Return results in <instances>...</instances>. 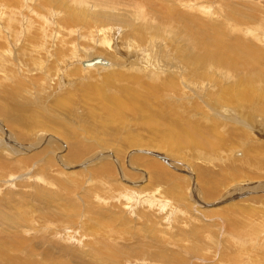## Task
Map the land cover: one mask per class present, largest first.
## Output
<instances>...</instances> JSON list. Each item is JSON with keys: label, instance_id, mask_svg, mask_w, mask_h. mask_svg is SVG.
Masks as SVG:
<instances>
[{"label": "rangeland", "instance_id": "374dc122", "mask_svg": "<svg viewBox=\"0 0 264 264\" xmlns=\"http://www.w3.org/2000/svg\"><path fill=\"white\" fill-rule=\"evenodd\" d=\"M203 1L206 0H0V108H3L0 115V251L4 252L0 253V264H220L218 255L212 248H217L218 252L223 245L224 235L232 238L233 232L228 231V228L234 222L227 218L226 224L223 219L226 215H221L220 218L214 208L221 205L224 195L229 194L227 189L246 179V195L236 199L247 200L251 196L257 200L255 209H262L259 198L264 195V113L259 115L262 121L257 130L254 127H242V123L235 119L222 116L223 103L218 95L219 92L226 91L225 86L230 84L234 89L245 86L242 90L248 92L254 88L256 91H263L264 62L260 63L263 66L256 64L258 68H254L253 63L246 65L242 64L245 61L238 62L237 68L241 71L239 70V74L235 71L231 76L239 75L237 79L240 84L235 82L237 79L234 77L226 75L221 78V74L214 72V68L209 69L211 73L205 82L194 81L203 86L200 89L185 88L181 81L177 82V87H164L163 75H152L155 63L149 58L151 54L155 59L163 60L159 56L165 50L171 53L169 57L172 55V58L170 57L168 64L160 62L164 76L168 77L169 72L172 78L176 77L175 80L181 79L184 74L192 79L194 71L186 54L182 52L183 41L178 34L182 31L194 34L193 37L210 46L207 39L200 40L202 37L197 35L201 33L198 26L203 21L201 19L206 17L205 14L213 12L212 16H216L220 11L215 8L214 3L221 5L222 12L228 18L234 16L233 9L250 12L248 5L255 9L261 8L260 5L253 4L254 0H210L211 6L207 5V10H203ZM261 1L264 9V0ZM68 2L70 8L67 6ZM198 2L202 3L201 9L195 7ZM166 4L180 10L173 9L169 12ZM82 9L91 17L88 23L84 21ZM69 10H72V14L76 12L80 20L74 17L77 22H70L67 19L72 15L67 12ZM140 10L145 14L143 18L139 14ZM179 11H186L195 22L185 18ZM136 14L144 21L166 20L159 25L165 26L164 36L158 38L163 42L162 47H149L152 44L150 41L140 43L141 40L135 39L134 34L140 24L134 17ZM218 17L222 19V16ZM229 24L224 22L218 25L229 37L228 45L240 35L245 40L248 39L245 33L231 34L230 28L227 29ZM157 25L152 26V29ZM255 27L263 31L264 37V28L257 25ZM208 31L210 33L211 28ZM242 31L248 33L244 27ZM259 37L261 36L258 34L255 38L260 39ZM236 42L241 46V53L246 55L243 41ZM256 43L260 47L264 46ZM141 49H147L145 52L143 50V55L139 52ZM107 52L109 56H106ZM248 55L245 59L255 60L252 56L250 58L252 54ZM95 57L105 58L110 65L83 64ZM177 60L179 61L175 62ZM261 61L264 59H260ZM155 67L158 69V66ZM150 71H153L152 74ZM116 72L124 74V77L116 78ZM243 73L245 75L241 77ZM146 74H151L152 80ZM133 76H141V80L148 83L151 81L152 86L159 88L160 96L153 98L156 106L153 103L145 106L147 116L130 107H125L122 113L116 111L114 114V102L100 99L107 89L109 91L106 94L112 95L118 93V89H123L124 85H133L130 78ZM153 81L160 83L159 85L162 83L163 86ZM3 85L5 92L1 89ZM68 93L71 98L66 107L61 105L62 108L65 107L62 109L56 102L63 94ZM106 94L104 95L107 96ZM245 107L246 110L242 112L239 109L236 113L242 112L243 118L249 121L250 112L246 111L250 106ZM8 108L10 110L7 113ZM148 110L164 111L167 119L159 112L155 120L147 122L142 117L152 116ZM170 111L173 112L172 116H176V121L180 119L181 127L189 129L188 133L180 131L178 125L171 135L162 136L170 131L171 119H174L168 115ZM92 117L96 120L91 121ZM222 120L233 126H240L246 132L234 130L224 125ZM212 123L219 126L221 142H218V132L212 130ZM64 126L73 128L83 144L97 150L102 146L106 147L112 153H117V158L105 159L96 149L91 152L87 150L76 162L77 166L70 167L69 164L76 158L72 156L71 150L72 143L75 142L69 140L71 136L63 135ZM96 135H100L98 139ZM128 149L132 154L129 155L135 160L131 165L128 158H123V153L128 152ZM93 152H97L100 157L88 160L94 158ZM201 153L206 155L208 161L200 158ZM250 157H254L251 163L248 160ZM85 158L88 159L84 160ZM151 160L162 164L166 170V178L161 180L152 172L149 179V174L141 172L140 169H144L141 165L150 163ZM107 161L115 166L110 163L111 168L104 170L100 166ZM222 166L226 168L222 169ZM237 173L245 177L236 179ZM130 174L132 179L129 182L125 177ZM206 176H210L212 181ZM212 184L216 188L219 186V190ZM124 185L132 187L126 195L123 193L128 189H120ZM208 186L215 188L217 193L211 199L205 197V201L203 193ZM195 198H199L204 207L199 202H194ZM90 203L96 204V208H92ZM262 203L264 204V200ZM201 210H206V213L203 214ZM254 211L257 215L258 210ZM202 214L209 215L208 219ZM263 236L264 223L257 241L262 247ZM105 247L110 248L111 252L106 251ZM195 249L200 253L196 254ZM248 251L239 252L244 257L238 253L239 262L236 264H255ZM7 255L16 257L17 263ZM246 258H250L249 261ZM223 262L228 264L227 259Z\"/></svg>", "mask_w": 264, "mask_h": 264}, {"label": "bare ground", "instance_id": "6f19581e", "mask_svg": "<svg viewBox=\"0 0 264 264\" xmlns=\"http://www.w3.org/2000/svg\"><path fill=\"white\" fill-rule=\"evenodd\" d=\"M94 1V0H93ZM247 1V0H246ZM250 1V0H249ZM248 1V2H249ZM171 2V1H170ZM201 2V1H200ZM204 3V5H203V7H202V9L203 10H207V5H209V2H210V0H206V1H203ZM253 2V4H256V5H260L261 6V8H259L258 7V9H255V7L254 6H252V5H248L249 7H250V12H248V11H242L241 12V10H238V11H236L235 9H233L234 10V12L232 13L234 16L233 17H227L223 12H222V10H223V8H222V10H221V5L220 4H213L214 6H215V8H217V9H219L220 11L216 14V16H212L213 15V12L212 13H210V12H208L207 14H205V16L206 17H203L201 20H203V21H201L200 23H199V26H198V29L201 31V33L200 34H198L197 36H199V37H202V38H200V40L201 39H203V41L204 40H206L207 39V41H209V43H210V46H212V47H210L209 46V44H207V43H204V42H201V41H199L196 37H193V36H195L194 34H190V33H187V34H185L183 31L181 32V34L179 35L178 34V36H180V38H181V40L183 41V48H182V52L184 53V54H186L185 55V57H186V59H187V61L189 62V65H190V67L191 68H193V70L192 71H194V74H193V78L192 79H189L188 78V76H186L185 74L183 75V79L181 78H179V79H177V80H175V78L176 77H174V78H172V75H171V73H167V75H168V77H166V76H164V74H163V72H162V70H161V64H160V62H162V63H164V64H168V61L172 58L171 56V58L169 57V55L171 54V53H169V52H166L165 50H164V52L162 53V54H160V58H162L163 60H160L159 61V58L158 59H155L154 57H153V55H149V58L151 59V61L152 62H154L155 63V65H154V67H152V69L154 68L155 69V71H154V73L152 74V72L153 71H150V73L154 76L155 75V77L156 76H158V77H160V76H162L163 75V78H162V82H163V84H164V87H177V85H178V83L177 82H179V81H181V83L183 84V86L185 87V88H200V89H203V86H201V85H198V84H196V83H194V81L195 80H198V81H201V80H203L204 82H205V80L207 79V76H208V74H210L211 73V71H209V69L211 70L212 68H214L215 70H214V72H218L219 73V75L221 74V76H219V77H221V78H223V76H228V77H234L235 78V80L239 77V75H237V74H239V72L241 71L240 69V71L238 70V68H237V63L238 62H240L241 63V61H245L244 63L242 62V64H246V65H248V64H252L253 63V67L254 68H256L258 65H256V64H260V63H262V62H264V61H261L260 62V59L262 60V59H264V50H263V48L262 47H264V46H259V44H257L256 42H259V43H262L263 45H264V37H263V31L262 30H258V29H256L257 27H255V25H257V26H262L263 28H264V9H262L263 8V6H262V1L261 0H254V1H252ZM94 3V2H93ZM73 4V3H72ZM190 5H192V4H190ZM246 5V4H245ZM68 7H69V2H68V5H67ZM166 6H167V9H168V11L169 12H172L173 11V9L174 10H180V9H177V8H175V6H171L170 4H166ZM201 6H202V3H199L198 2V4H195V7H197V8H200L201 9ZM205 6V7H204ZM209 6H211V5H209ZM70 8V7H69ZM211 8V7H210ZM84 10H86V8L84 9ZM83 9H82V11H84ZM233 10H231V11H233ZM87 11V10H86ZM211 11V10H210ZM230 11V12H231ZM3 12V11H2ZM68 13H70V14H72L71 12H72V10H69V11H67ZM134 12V11H133ZM136 12V11H135ZM175 12V11H174ZM180 13H181V15H183V16H185V18H189V19H191V20H193L194 18L193 17H190L189 16V14L186 12V11H184V12H182V11H179ZM227 14H231V13H228V11H225ZM81 13V12H80ZM84 14L86 13L85 11L83 12ZM92 13V12H91ZM148 13V12H147ZM164 13V12H163ZM210 13V14H209ZM139 14H140V16L143 18L144 16H145V14L143 13V11L142 10H140L139 11ZM195 14H197L196 12H195ZM116 15V14H115ZM133 15V14H132ZM148 15V14H147ZM149 15H150V13H149ZM148 15V16H149ZM198 15V14H197ZM114 16V15H113ZM218 16H222V19H219V17ZM66 17V16H65ZM74 17H77V19H79L80 20V18H79V15L76 13V12H74L72 15H70V16H68V20L71 22L72 20H73V22H77V20L74 18ZM110 18H111V16H109ZM108 17V19H110ZM118 17V16H117ZM122 17V16H121ZM134 17H135V19L137 20V21H140V24L137 26L138 28H137V31H136V33L134 34V36H135V39H139V40H141V42L140 43H144V42H147V40L148 41H150L152 44H149L148 46L149 47H153L154 45H158L159 47H162V45H163V42H161V41H159L158 40V38H160V37H163L164 36V31H163V28L165 27V26H159L160 24H162V23H164L166 20H161V21H153V20H149V21H144V20H142V19H140L139 17H138V15L136 14V15H134ZM90 15H84V21H85V23H88L89 21H90ZM93 19V18H92ZM107 19V20H108ZM165 19V18H164ZM112 20V19H111ZM110 20V21H111ZM83 21V20H82ZM65 22V21H64ZM101 22V21H100ZM193 22H195V20H193ZM224 22H229L230 24L227 26V29L229 30V28H230V30L232 31V33L231 34H233V33H235V32H238V34H247L248 36H247V40H245L246 38L244 37V38H242L243 37V35H240V36H242V37H236L235 39H234V45H233V43H231V44H229L228 45V43H230L229 42V40H228V36L226 35V33L224 32V30L220 27V26H218V25H220V24H223ZM69 22L67 21V24H68ZM108 23V22H107ZM106 23V24H107ZM109 24V23H108ZM155 24H158L156 27H154V29H152V26H154ZM252 24V25H251ZM70 24H68V26H69ZM81 25V24H80ZM131 25H134V24H131ZM254 25V26H253ZM67 26V25H66ZM68 26H67V28H68ZM76 26H78V25H76ZM193 26H194V24H193ZM192 26V27H193ZM242 27H244V28H246L247 30H248V33H246V32H243L242 31ZM61 28V27H60ZM75 28V27H74ZM188 28L190 29V27L188 26ZM205 28V29H204ZM208 28H211V31H210V33H209V31H208ZM260 28V27H259ZM68 30V29H67ZM71 30V29H70ZM75 30V29H74ZM152 30H154V31H152ZM245 30V29H244ZM67 33H69V32H67ZM174 33V32H173ZM194 33V32H193ZM170 34V33H169ZM259 34V36H261V37H259L260 39H257V38H255L257 35ZM166 35V34H165ZM111 36V35H110ZM173 36H175V35H173ZM151 37H153L154 39L152 40V38ZM176 37V36H175ZM232 38H233V36H231ZM250 37V38H249ZM262 37H263V39H262ZM166 38V37H165ZM178 38V37H177ZM205 38V39H204ZM238 38H241L240 40L241 41H243L242 43H243V46L245 47V49H246V55L245 54H243V53H241V48L239 49V47H241L239 44H237V43H239V42H236V40L237 41H240ZM253 38L254 39H256V40H258V41H255V40H253ZM134 39V38H133ZM67 40V39H66ZM129 40H131V39H129ZM167 41V40H166ZM173 41V40H172ZM171 41V42H172ZM233 41V40H232ZM254 43H253V42ZM134 42V41H133ZM138 42V41H137ZM73 43V42H72ZM139 43V44H140ZM174 43V42H173ZM133 44V43H132ZM138 44V43H137ZM72 45V44H71ZM169 45V44H168ZM239 45V46H238ZM73 46V45H72ZM141 46H143V44H141ZM109 47V46H108ZM107 47V48H108ZM164 47L166 48V46L164 45ZM169 47H171V46H169ZM172 48V47H171ZM214 48H215V50H214ZM262 48V49H261ZM1 49V48H0ZM65 49V48H64ZM106 49V48H105ZM2 50V49H1ZM0 50V51H1ZM134 50H135V48H134ZM143 50H144V52L147 50V49H141L140 51L139 50H137V51H139V52H142V54L141 55H143ZM136 51V52H137ZM138 52V53H139ZM248 52V53H247ZM173 53V52H172ZM175 54V53H174ZM180 54V53H179ZM248 54H252V55H250V58H251V56H252V58H254L255 60H247V59H245L246 58V56L248 55ZM177 55V54H176ZM106 56H109V53L107 52L106 53ZM112 56V55H111ZM110 56V57H111ZM178 56V55H177ZM179 56H181V55H179ZM183 56V55H182ZM181 56V57H182ZM256 56H258L257 58H256ZM137 57V56H136ZM248 57H249V55H248ZM251 58V59H252ZM259 58V59H258ZM257 59V60H256ZM183 60H184V58H183ZM247 60V61H246ZM156 61H158L157 63H156ZM179 60H177V61H175V62H178ZM186 61V60H185ZM85 66H92V65H94V64H101V65H104V66H108V65H110V62L108 61V60H106L105 58H103V57H95V58H93V59H91L90 61H85L84 63H83ZM175 64V63H174ZM173 64V65H174ZM242 64H240L242 67L243 66H245V65H242ZM260 65H262V64H260ZM40 66V65H39ZM153 66V65H152ZM155 66H158V69L155 67ZM167 66V65H166ZM182 66V65H181ZM239 66V65H238ZM263 66V65H262ZM42 67V66H41ZM53 67V66H52ZM164 67V66H163ZM246 67V66H245ZM252 67V66H251ZM168 68V67H167ZM190 68V69H191ZM240 68V67H239ZM247 68H249V67H247ZM246 68V69H247ZM258 68V67H257ZM52 69V68H51ZM70 69V68H69ZM78 70H80V68H77ZM76 69V70H77ZM172 69H174V68H172ZM186 70V69H185ZM197 70H201V71H197ZM192 71H191V73H192ZM236 71V75L237 76H231L232 75V73L233 72H235ZM250 71V70H249ZM149 72V71H148ZM172 72H175L176 73V71H172ZM223 72H225V75H224V73ZM243 72H244V69H243ZM124 73V72H123ZM126 73V72H125ZM165 73V72H164ZM242 73V72H241ZM246 73V72H245ZM247 73H248V71H247ZM151 74H146V75H148V77L150 76H152ZM160 76H159V75ZM235 74V73H234ZM233 74V75H234ZM254 74V73H253ZM142 75V74H141ZM144 75V74H143ZM203 75H206L205 77L203 76ZM243 75H245L244 73L241 75V77L243 76ZM255 75H256V73H255ZM257 75H259L260 76V74H257ZM131 76V75H130ZM152 76V77H153ZM248 76H250L249 74H248ZM115 77L116 78H123L124 77V74H122V73H119V72H116V75H115ZM150 77L148 78V79H150ZM152 77H151V80H152ZM185 77H187V78H185ZM240 77V78H241ZM257 77V76H256ZM130 78H132L131 79V83L133 84V85H124V87H123V89H121V90H119L118 89V93H115V94H112V95H108V94H106L109 90L107 89L106 90V92L104 93V94H106L107 96H105L104 94H103V96L101 97V99H100V101H104V102H114V104H113V107H112V109H116L115 111L113 110V112H114V114H116V111L118 112V113H122V111H123V109L125 108V107H130V108H132V110H137L138 112H141L144 116H147V109H146V107L145 106H147L148 104H155L154 102L155 101H153V98H155V97H157V96H160V94H161V91H159L157 88H155L154 86H152L153 85V83L150 81L149 83L147 82V81H145L144 79L143 80H141L140 78H141V76H133V77H130ZM185 78V79H184ZM225 78H227V77H225ZM225 78H224V81H226L225 80ZM239 78V79H240ZM246 78V77H245ZM258 78V77H257ZM230 79V81H231V78H228V80ZM250 79V78H249ZM253 79V78H252ZM189 80H191V81H189ZM227 80V82H229ZM233 80V79H232ZM242 80H244L243 78H242ZM261 80V79H260ZM144 81V82H143ZM157 81H158V79H157ZM247 81V80H246ZM153 82H155L156 83V81H153ZM160 82V81H159ZM231 82H233V81H231ZM231 82H229V83H231ZM236 83L238 82L239 83V81H238V79H237V81H235ZM261 82H263V81H261ZM151 83V84H150ZM228 83V84H229ZM236 83H233V84H236ZM111 84H113V81H111ZM146 84H149L148 86H145ZM156 84H158V83H156ZM156 84H154V85H156ZM160 84V83H159ZM158 84V85H159ZM240 84V83H239ZM242 84H243V82H242ZM248 84V83H247ZM107 85H110V83L108 84L107 83ZM140 85V86H139ZM161 85H162V83H161ZM161 85H159V86H161ZM232 84H230V85H226L225 86V84H224V86H225V88H226V91H224V92H219V95H218V98H219V100L223 103V106H222V110L221 111H223L222 112V116L223 117H226V118H230V119H235L237 122H240V123H242V127H245V128H252V127H254L256 130L258 129V125H259V122L260 121H262L261 119H262V117H260L259 115L262 113H264V90L263 91H256L255 90V88H254V90L253 91H251V92H248V91H245V90H242V89H244L245 88V86H244V88H242V89H234L235 87H232L231 86ZM238 85V84H237ZM258 85H259V82H258ZM264 85V84H263ZM163 86V85H162ZM213 85H211V87H212ZM223 86V87H224ZM253 86V85H252ZM256 86V85H255ZM261 86V85H260ZM259 86V87H260ZM158 87V86H157ZM239 87H241V86H239ZM248 87V86H247ZM258 87V88H259ZM5 88V85H3L2 87H1V89H3V91L5 90L4 89ZM249 88V87H248ZM262 88V87H261ZM264 88V87H263ZM137 89H138V91H137ZM172 89V88H171ZM161 90V89H160ZM163 90V89H162ZM166 90V89H165ZM164 90V91H165ZM173 90V89H172ZM176 90V89H175ZM259 90V89H258ZM6 91V90H5ZM4 91V92H5ZM154 91H157L158 93L156 94V93H154ZM250 91V90H249ZM65 92V91H64ZM63 92V93H64ZM74 93V92H73ZM165 93V92H164ZM61 95H59V97H60ZM71 95L68 93V94H63V97H61L60 99H58V101L56 102V104H58V105H60V107L62 108V106H65V105H67L68 104V100H70V97ZM73 96V95H72ZM74 97V99H75V96H73ZM72 97V98H73ZM162 97H163V95H162ZM80 98V97H79ZM158 98H160V97H158ZM156 100H157V98H156ZM263 100V101H262ZM260 101H262V102H260ZM1 102H3L2 100H1ZM72 103H73V101H72ZM158 103H159V101H158ZM3 104V103H2ZM104 104V103H103ZM62 105V106H61ZM70 105V104H69ZM246 105H249L250 106V109L249 110H247L246 112H250V116H249V121H246L244 118H243V111L242 110H246ZM263 105V106H262ZM71 106V105H70ZM155 106H156V104H155ZM155 106H153V107H155ZM66 107V106H65ZM64 107V108H65ZM64 108H62V109H64ZM2 109L3 108H0V115H2ZM38 109V108H37ZM239 109H241V111L242 112H240V111H238L237 113H236V111L237 110H239ZM9 110H10V108H8L7 109V113L9 112ZM40 112V111H39ZM38 112V113H39ZM148 112L152 115V116H154V117H152V116H150V115H148V117H145L144 118V116L142 117L143 119H146L147 120V122L149 121V122H152L153 120H155V118H157L158 117V113L160 112V114H162V115H165L166 116V119H167V114L164 112V111H157V110H152V111H149L148 110ZM245 112V113H246ZM6 113V114H7ZM29 113V112H28ZM27 113V114H28ZM59 113H60V111H59ZM93 113H94V111L93 112H91L89 115L91 116V115H93ZM226 113L228 114V115H226ZM29 114H31V113H29ZM43 114V113H42ZM238 114V115H237ZM40 115V114H39ZM61 115V114H60ZM168 115L169 116H172L173 115V112H171L170 111V113H168ZM177 115V114H176ZM4 116V115H3ZM27 116H29V115H27ZM117 116V115H116ZM179 116V115H178ZM32 117V116H31ZM33 117H34V115H33ZM35 117H37V116H35ZM84 117H86L85 115H84ZM174 119H171L172 121V124L169 126V130L170 131H168L167 133H165L164 135H162V136H167V135H171V133L173 132V130H175L176 131V128L178 127V125H179V121H180V119H179V121H176L175 119V115L174 116H172ZM41 118V117H40ZM45 118V117H44ZM58 118H60V116L58 117ZM125 118V117H124ZM139 118V117H138ZM138 118H137V121H139L138 120ZM14 119V118H13ZM30 119V118H29ZM38 119V118H37ZM37 119H35V120H37ZM140 119V118H139ZM170 119V118H169ZM96 120V118L95 117H92V119H91V121H95ZM122 120V119H121ZM142 120V119H141ZM173 120H174V122H173ZM177 120H178V118H177ZM48 121H51V120H48ZM47 121V122H48ZM57 121V120H56ZM123 121V120H122ZM40 122H41V120H40ZM52 122H53V120H52ZM140 122V121H139ZM171 122H169V124L171 123ZM176 122V123H175ZM178 122V123H177ZM33 123V122H32ZM53 123H55V121L53 122ZM58 123V122H57ZM144 123H146V121H144ZM222 123L224 124V125H226V126H229V127H231V128H233L234 130H241V131H243V132H246L245 131V129H243L242 127H240V126H237V125H235V126H233V124L231 125V124H229V122L228 121H225V120H222ZM3 124V123H2ZM32 125V124H31ZM45 126V125H44ZM103 126V125H102ZM106 126V125H105ZM107 127V126H106ZM260 127H261V125H260ZM259 127V128H260ZM47 128V127H46ZM102 128V127H101ZM105 128V127H104ZM109 128V127H108ZM107 128V129H108ZM179 128H180V131L182 130V132L184 131V133L186 134V133H188L189 132V129H186L185 127L183 128V127H181L180 125H179ZM218 128H219V126H217L216 124H214V123H212V130H216L217 132H218ZM264 129V128H263ZM262 129V130H263ZM121 130V129H120ZM260 130V129H259ZM103 132V131H102ZM214 133H215V131H213ZM262 132H264V130L262 131ZM26 133V132H25ZM62 133H63V135L65 136V137H69V136H71V137H69L70 139V141H72V140H74V142L75 143H72V148H71V150H72V156L73 157H76L75 159H74V162H71L70 164L69 163H67V164H69V166L70 167H75V166H77V163L76 162H78L79 161V159L85 154V152H87V150H90L89 152H91L92 150H95L96 148H94V147H92V146H87V145H85V144H83L80 140H79V134L77 133V132H75L74 131V129L73 128H71V127H67V126H64L63 127V129H62ZM94 134H97V133H95L94 132ZM99 134V133H98ZM100 134H102V133H100ZM112 134V133H111ZM114 134V133H113ZM92 135H93V132H92ZM218 142H221L222 140H221V136H220V133L218 132ZM20 136H21V134H20ZM26 136V135H25ZM93 136H95V135H93ZM97 136V135H96ZM98 136H100V135H98ZM98 136H97V138L96 139H98ZM105 136V135H104ZM104 136H103V138H104ZM192 136V135H191ZM216 136V135H215ZM45 137H48L49 138V136H45ZM73 137H76L75 139L73 138ZM103 138H101L102 140H103ZM119 138V137H118ZM122 138V137H121ZM22 139V138H21ZM95 139V140H96ZM104 139H106V138H104ZM137 139V138H136ZM135 139V140H136ZM170 139V138H169ZM168 139V140H169ZM189 139V138H188ZM187 139V140H188ZM66 140H68V139H66ZM108 142H110V140H108V139H106ZM167 140V141H168ZM186 140V139H185ZM105 141V140H104ZM120 141V140H119ZM122 141V140H121ZM120 141V143H122ZM170 141V140H169ZM46 142V141H45ZM108 142H107V144H108ZM124 142V141H123ZM165 142V141H164ZM172 142V141H171ZM170 142V143H171ZM186 142V141H185ZM113 143V142H112ZM119 143V144H120ZM127 143H129V142H127ZM167 143V142H166ZM41 144V143H40ZM102 144H103V142H102ZM123 144V143H122ZM130 144V143H129ZM169 144V143H168ZM105 145V144H104ZM118 145V144H117ZM127 145V144H126ZM131 145V144H130ZM209 146V147H213L211 144H206V146ZM263 145H264V143H263ZM138 146V145H137ZM177 145H174V147H176ZM21 147H24V146H21ZM127 147V146H126ZM62 148V147H61ZM106 147H100L99 148V150H97L96 149V151L99 153V155L100 156H102V158H107V159H110V158H113V159H115V158H117L116 157V155H117V153H112V151H110L109 149H105ZM139 148V147H138ZM130 149V148H129ZM128 149V150H129ZM137 150V149H136ZM132 151V150H131ZM134 151V150H133ZM95 152V151H94ZM93 152V155H94V158H92V159H88V160H93V159H95V158H99L100 156H98L97 155V152L96 153H94ZM101 152V153H100ZM111 152V153H110ZM124 152V151H123ZM257 152V151H256ZM118 154H120V153H118ZM129 154H131V152H130V150L128 151V152H125V153H123V158H128L127 160H129V164L131 165L132 163H135V160L133 159V156H130ZM95 155H97V157L95 156ZM132 155V154H131ZM237 155H241V153H237ZM89 157V156H88ZM163 157V156H162ZM161 157V158H162ZM61 158H62V155L59 157V160H61ZM200 158H202V159H204V160H206V161H208V159H207V157H206V155L204 154V153H201L200 154ZM86 158L84 159V160H87ZM163 160H164V158H162ZM118 160V159H117ZM248 160H249V163H251V162H253L254 161V157H250V158H248ZM70 161V160H69ZM68 161V162H69ZM21 162V161H20ZM119 162V161H118ZM111 162H109V161H107V162H105L104 164H102V165H105V166H100L102 169H104V170H108V169H110L111 168V164L113 165V166H115L113 163H111ZM181 164V163H180ZM207 164V163H206ZM72 165V166H71ZM6 166V165H5ZM144 169H140L141 170V172H143V173H146V174H149V179L151 178V176H152V172H153V174H156L157 175V177L159 178L160 177V179L161 178H163V177H167V175H166V170L165 169H163V166H162V164H159V163H156L154 160H151L150 161V163L149 162H146L145 164L143 163L142 165H141ZM99 167V168H100ZM229 167V166H228ZM183 168V167H182ZM222 169L223 168H226L225 166H222L221 167ZM231 168V167H230ZM178 169H179V167H178ZM236 169V168H235ZM2 170V169H1ZM231 170H232V168H231ZM228 171V170H227ZM120 172V171H119ZM123 172V171H122ZM231 172V171H230ZM255 172V171H254ZM121 174V173H120ZM201 174V173H200ZM252 174V173H251ZM191 175H192V173H191ZM155 176V175H154ZM204 176V175H203ZM234 176V175H233ZM248 176V175H247ZM250 176V175H249ZM262 176H264V174H262ZM102 177V176H101ZM101 177H100V179H101ZM208 176H206V178H207ZM210 177V176H209ZM208 177V179L209 180H211L210 178ZM245 176H239V173H237V175H236V179H239V178H244ZM117 178V177H116ZM126 178V180L127 181H129L130 182V180L132 179V176H131V174L129 175V176H127V177H125ZM157 178V179H158ZM234 178V179H235ZM148 179V180H149ZM193 179V178H192ZM195 179V178H194ZM248 179V178H247ZM147 180V179H146ZM162 180V179H161ZM175 180V179H174ZM225 180V179H224ZM224 180L223 181H221V182H224ZM245 180L246 179H242V181H239V182H236L235 183V186H231L232 188L231 189H227L228 187H229V182H227V185H228V187L226 188L227 189V193H229V194H227L226 196L224 195V198H222L221 199V205L220 206H218V207H216V208H214V209H217V211H218V214H219V216H220V218H221V215H226L223 219H224V221H226L225 223L227 224V218H230V221L231 222H234V224L231 226V227H229V226H227V227H229L228 228V231H230V232H233V236H232V238H228L227 236H225L224 235V232H223V235H224V238L222 239V241H223V245L222 246H220L221 247V249L217 252V248H215V247H213V248H215V249H213L212 248V251H214V253H216V255H218V261L220 262V264H223L224 262H223V260L225 259H227V262H228V264H236L237 262H239V260L237 259L238 258V256H243L241 253H239V252H241V251H248V253L252 256L251 257V259L253 258L254 259V263L255 264H264V247H262L261 245H258L257 244V241H258V238H259V236H260V229H261V226H262V223H264V204L262 203V200H264V195H261L260 196V198H259V200H260V205H262V209L260 208V209H255V208H257V207H255L254 206V204H255V202H257V200H255L253 197H249V198H247V200H244V199H241V200H238V199H236L237 197L239 198V196H242V195H246V192H244V191H247V187H246V184H244L245 183ZM155 181V180H154ZM153 181V183H155ZM212 181V180H211ZM213 181H215V179L213 180ZM132 182V181H131ZM152 182V181H151ZM205 182V181H204ZM219 182V181H218ZM132 184V183H131ZM196 184V183H195ZM215 184V183H214ZM214 184H212V186L213 187H215L216 188V186L214 185ZM219 184V183H218ZM222 184V183H221ZM221 184H219V185H221ZM207 185V184H206ZM208 185H211V184H208ZM223 185H225V183H223L222 184V186ZM226 185V186H227ZM193 186H194V184H193ZM212 186L210 187V186H208L207 187V189H206V192H204L203 190V194H205V196L203 195V197H204V199H205V201H206V198L207 199H211V198H213L214 197V195H215V193H217V191H216V189L217 190H219L218 188H219V186H218V188H212ZM119 187V186H118ZM192 187V186H191ZM234 187V188H233ZM245 187V188H244ZM128 189V190H126V192L125 193H123L124 195H126V194H128V192H130V190L132 189V187L131 186H122V188H120V189ZM154 188V187H153ZM157 188V187H156ZM180 188V187H179ZM123 189V190H124ZM159 189V188H158ZM194 189V188H193ZM223 189V188H222ZM262 189V188H261ZM119 190V189H118ZM140 190V189H139ZM153 191H154V189H152ZM160 190V189H159ZM176 190V189H175ZM254 190V189H253ZM238 191H240L241 193H238ZM235 192V193H234ZM146 193V192H145ZM193 193V192H192ZM219 193V192H218ZM234 193V194H233ZM252 193V192H251ZM250 193V194H251ZM233 194V195H232ZM185 195V194H184ZM206 197V198H205ZM126 198H128V197H126ZM262 198V199H261ZM167 199V198H166ZM185 199V198H184ZM196 200L194 201V202H196V203H198L199 202V204H200V206H202V207H204L202 204H203V202H201V200L199 199V198H195ZM215 199V198H214ZM234 199V200H233ZM240 199V198H239ZM227 200V201H226ZM229 200H231V201H229ZM89 201V200H88ZM144 201H145V199H144ZM143 201V202H144ZM148 201V200H147ZM239 201V202H238ZM219 202V203H220ZM89 203V202H88ZM205 203V202H204ZM222 203H223V205H222ZM226 203V204H225ZM188 204H191L192 205V203H188ZM257 204V203H256ZM89 205H91L92 206V208H96V204H92V203H90ZM198 205V204H197ZM212 205V204H211ZM254 207H253V206ZM188 206V205H187ZM200 206H199V208H200ZM215 206V205H214ZM258 206V205H257ZM189 207V206H188ZM187 207V208H188ZM260 207V206H259ZM199 208H197L196 210L197 211H199L200 212V210H199ZM202 209V208H201ZM92 210H95V209H92ZM207 210V209H206ZM206 210H201V211H203V214L204 213H206ZM254 210H258L257 212H258V214L256 215V212L254 211ZM202 214V215H203ZM204 216V218H206V219H208V216L209 215H203ZM221 219H219V221H220ZM216 222V221H215ZM214 222V223H215ZM223 223V222H222ZM221 223V224H222ZM85 226V225H84ZM91 226V225H90ZM94 226V225H93ZM110 229V228H109ZM133 229V228H132ZM258 229V230H257ZM227 230V229H226ZM110 231V230H109ZM228 231H226V232H228ZM259 231V232H258ZM113 232V231H112ZM94 234H96V233H94ZM213 237V236H212ZM211 237V238H212ZM110 238H111V236H110ZM158 238H156V240H157ZM150 240V239H149ZM159 240V239H158ZM212 240V239H211ZM182 241V240H181ZM213 241V240H212ZM262 241L264 242V236H263V239H262ZM178 242V241H177ZM180 242V241H179ZM221 242V241H220ZM215 243H217V240H216V242ZM218 243H219V241H218ZM202 244V243H201ZM211 245H212V243H211ZM210 245V246H211ZM213 245H215V244H213ZM220 245V244H219ZM218 245V246H219ZM191 246H192V244H191ZM209 246V247H210ZM217 246V245H216ZM188 248V247H187ZM231 248V249H230ZM188 249H191V247H189ZM192 249H193V247H192ZM202 249V248H201ZM210 249V248H209ZM217 249V250H216ZM227 249H229L228 251H227ZM105 250L106 251H110V248H108V247H105ZM146 250V249H145ZM145 250H144V252H145ZM194 250V249H193ZM211 250V249H210ZM182 251V250H181ZM195 251H196V249H195ZM111 252V251H110ZM225 252H228V254H226ZM233 252H236V254L235 253H233ZM0 253H4L3 251H0ZM170 253V252H169ZM193 253H195V252H193ZM200 252H197L196 251V254H199ZM203 253V252H202ZM240 255H239V254ZM1 255H3V254H1ZM155 255V254H154ZM164 255V254H163ZM246 255V254H245ZM5 256V255H4ZM7 256H9V255H7ZM7 256H6V258H7ZM156 256V255H155ZM177 256V255H176ZM232 256H235V257H232ZM10 258H11V260L13 261H15V260H18L16 257H14V256H9ZM152 257V256H151ZM159 257V256H158ZM194 257V256H193ZM244 257V256H243ZM161 258V257H160ZM1 259H3V260H5L6 261V259L5 258H1ZM154 259V258H153ZM159 259V258H158ZM248 259H250V258H246V260H248ZM184 260V259H183ZM249 261V260H248ZM185 262V261H184ZM7 262H5L4 264H6ZM9 263V262H8ZM7 263V264H8ZM10 263H11V261H10ZM14 263H17L16 261L14 262ZM217 263V262H216ZM11 264H13V263H11ZM19 264H21V263H19ZM239 264V263H238ZM252 264V263H251Z\"/></svg>", "mask_w": 264, "mask_h": 264}]
</instances>
